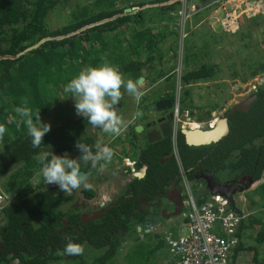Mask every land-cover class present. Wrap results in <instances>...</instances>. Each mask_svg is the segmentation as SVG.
<instances>
[{
    "label": "trees",
    "instance_id": "trees-1",
    "mask_svg": "<svg viewBox=\"0 0 264 264\" xmlns=\"http://www.w3.org/2000/svg\"><path fill=\"white\" fill-rule=\"evenodd\" d=\"M77 1L0 0V124L7 128L3 141H0V180L3 179L2 189L17 198L1 211L5 221L1 236L5 243L0 251V264L9 263L7 254L10 252L21 259V264H50L61 258L58 253L69 241L101 251L111 242L113 247V239L127 230V219L140 221L134 199L138 196L154 198L162 194L165 186L170 185L180 171L192 179L199 170L225 171L242 179L244 186L250 184L244 191L259 182L249 194L250 207L258 212L243 220L237 235L240 242H264V215L262 218L257 216L264 214L263 86L249 112L235 111L229 116L230 132L216 143L190 147L180 135L176 141L178 158L161 162L160 158L173 149L171 138L162 137L154 142L144 139L136 167L146 164L147 175L143 179L135 178L130 184L128 193L133 197L114 206L96 223L79 226L76 234L64 232L62 218L68 212H63L62 207L67 198L56 188L42 189L43 183L35 184V179L42 176L41 165L35 157L41 152H47L49 159L63 151L75 154L79 152L75 146L77 141L89 145L95 152V146L99 142L106 144L110 135L104 132L98 135L102 131L100 128H93L83 116L73 115L64 117L59 125H50L51 130L43 137L41 146L33 148L26 127L16 126L19 117L14 108L21 106L22 99L27 98V106L33 112L39 109L44 123L50 107L58 99L70 95L64 92V88L71 79L81 70L105 62L117 66L125 80L135 81L140 75L148 78L152 74L155 75L153 79L162 77L167 71L165 64L169 62L165 56L171 52L170 58H177L178 51L173 45L178 44L180 36V25L175 24L177 28L173 31L178 37L172 39L173 44L166 50L163 44L171 38H167L166 32L173 31L163 24L165 20L173 23L174 15L183 5V0H145L138 3L131 0L128 6L114 8L111 6L113 0H110L108 8L98 0L93 3H97L95 6L89 3L79 8L73 4ZM67 7L72 14L66 23L53 26V15H63ZM254 25H245L238 37L235 36L237 39L231 43L233 50L246 48V39L252 37L253 32H258ZM251 46L257 53H249L236 64L243 75L236 73L235 77L242 81L264 73V33L262 39L253 40ZM202 49L196 39L192 38L188 43L187 53L194 57L193 65L197 60L205 61L195 67L189 66L192 61L187 62L188 66L179 79L182 88L215 81L224 71L215 62H206L216 57L215 53L198 58L197 54ZM168 72L172 74L173 69ZM176 76H173L172 86L176 84ZM183 93L188 95V90ZM170 95L174 100V92ZM124 104V107L138 110L135 101L129 98L124 99ZM119 115L127 121L123 114ZM34 123L39 125L40 122L34 120ZM96 129L99 131L95 132ZM127 130L110 146L114 153L129 149L132 154H137L138 133L134 125ZM200 191L198 201L204 202L210 194ZM70 218L75 220V215L71 214ZM241 244L238 250L249 249ZM144 247L139 246L136 254L127 256L129 264H150L149 255L142 254ZM112 255V250L107 248L98 261L107 264L114 258Z\"/></svg>",
    "mask_w": 264,
    "mask_h": 264
},
{
    "label": "flooded vegetation",
    "instance_id": "flooded-vegetation-1",
    "mask_svg": "<svg viewBox=\"0 0 264 264\" xmlns=\"http://www.w3.org/2000/svg\"><path fill=\"white\" fill-rule=\"evenodd\" d=\"M234 81L239 80H236L235 78ZM234 81L231 83V87L234 83H236ZM163 86L164 87L161 88L160 93L162 94V96L157 97L158 100H145L139 105L140 111H142L145 116L142 115L140 118H134V113L128 114V111L125 112L126 114H123L124 117L126 116L125 118L127 119V121H129V126L127 128L128 130H130V127L133 125L136 127L137 124H142L145 126L141 132L136 131L138 133V137L136 139V145L138 150L137 154H132V151L129 149H127V152L123 153L124 155H126V157H124L123 159V170L116 168L114 170L112 168V165L108 164L105 170L101 172L98 169L91 168L90 165H85L81 163L80 170L81 172L86 174L88 183L93 185V189L85 190L83 187H81V189L73 191L71 195L63 193L61 191L62 194H64V196L67 198L65 200L66 202L62 207L63 212H68L67 216L62 218V229H64L65 233L76 234L79 229V226H86L92 222L93 224L96 223L97 220H101L107 214V212H109L114 206L118 205L120 202L122 203L124 199L133 197V194L128 193L130 184L135 178L143 179L147 175V168L144 176L139 177L136 174L141 170L143 166L146 165L143 164L140 168L136 167V161L138 160L137 158L139 155V150H142L144 147V139L147 140V142H154L156 140H160L162 137H170L173 142V149L171 151H167L165 156L160 158V160L161 162H164L169 159L178 158V149L176 148V133L179 132L181 137H183L181 133V130L183 128H181L177 132H174V129L172 127L171 135H163L162 137H158L157 134L152 133V130L158 129V126L160 125V117H165V119L168 120V123H171V126H173L174 122V100L172 97H169L171 96L170 94L173 92L172 81L171 83H168L167 85L165 84ZM235 86H238V88H244L241 84H235ZM262 86L264 87V75L259 79V81L255 83L253 87L241 89L244 91H241L242 94L240 95V98L235 101V103L232 104L230 100H228V104L230 106L223 112V115L229 112L227 115L229 118V116L235 111L249 112L252 104L256 101L257 97H259V89ZM253 97H255V99L250 103V108L248 111L242 109H235L232 111L233 107L237 103L247 101L248 99H251ZM123 101L120 103V105L117 106L118 114L122 111L121 107L125 105ZM213 109L217 110L218 108L215 107ZM132 110L133 112H136L135 109ZM208 111L209 110L206 107V112L204 110V112L201 114V118H196L195 116H198V114L196 115L197 112L192 110V114L195 115L193 116V118L199 124H201L200 127L206 126L209 128L210 124L212 123V120H214L215 118L217 119L219 117L213 116L210 118ZM147 122L150 123L148 124ZM111 143L112 142H110V144ZM106 144L109 145V141ZM56 155H67L70 158H77L79 157L80 153L77 152L74 154L69 151H63L61 154ZM126 159L129 160V163H126ZM201 173L213 174L215 180L221 185L227 184L230 187L232 185L243 186L244 184V181H242V179H237L232 174V176L227 177V173L225 171L209 172L206 170H199L194 174L193 179L190 178L186 174V172L184 173L180 171L177 178L172 181L170 185L165 186V190L162 194H159L154 198L146 199L140 198L138 196L134 199L136 202L137 215L139 216L138 219L140 221H137L134 218H130L129 220L127 219V230L123 235L113 239V247L112 242L103 251L93 249L90 246L84 245L83 247L85 251L82 256L61 255V258H58V260H55L50 264H102L98 261V259L101 257L102 253H104L107 248L112 250V256L114 257L112 258V260H109L110 264H129L127 261V256L129 255V253L127 251L132 247L133 244L140 243L141 245L145 246V242H156L155 250H157V254L149 255V263L165 264L169 255L166 237L168 233L175 232V230H177L179 226H183L186 219V214L188 211L187 186L191 190L193 187L211 195V190L209 189V187H207V181L205 180V178L196 176L197 174ZM2 180H0V186H2ZM108 180L114 181L111 182V184H108L109 182H106ZM37 183H43L45 185L44 187H41L42 189L56 188L57 190H59L58 186L47 185L43 179L39 180L38 182L35 179V184ZM1 191L2 193L7 195L8 200L3 202V205L0 207V251L5 243L1 236V230L3 229V225L5 223L4 216L1 214V211H3L4 207H7L12 200L17 199L15 194L7 193L4 190ZM240 193L241 191H238L234 194V198L236 200L240 198ZM71 214L75 215V220L70 218ZM180 220H183L182 224L177 223V221ZM70 222L73 224H71ZM61 252H59L58 254H60ZM12 254L13 253L11 252L7 254V257L9 259L8 264H21V259L18 257H14Z\"/></svg>",
    "mask_w": 264,
    "mask_h": 264
},
{
    "label": "rangeland",
    "instance_id": "rangeland-1",
    "mask_svg": "<svg viewBox=\"0 0 264 264\" xmlns=\"http://www.w3.org/2000/svg\"><path fill=\"white\" fill-rule=\"evenodd\" d=\"M98 0H78L77 2H73V4H76L77 7L79 6H83V4H89V3H94ZM107 7L109 8V4H110V0H102ZM145 0H133V2H143ZM147 1V0H146ZM196 1V0H193ZM131 2V0H121V1H117L115 0V5H114V0L113 3H111V6L114 8H121V7H125L128 6L127 4H129ZM187 0H185L183 2V5H186ZM196 3L200 4V6H202V10L199 11L198 13L194 14L189 20H187V22L185 24H181V20L179 15L175 14L174 15V20L173 23H171V20H165V24L163 25H168L169 28L168 30L173 31L176 30L177 27H175V24L180 25V29H179V41H178V54H177V58H173L171 59V55L172 54H167L165 56L166 59L169 60V62H167L165 64V67L167 68V71L163 74L162 77L158 78V79H153V77H155V75L153 76L152 73H150L148 71L150 75L148 78H145L143 80V82L140 83V85L142 86V90L145 92V95L142 97L141 99V103H143L145 100L151 101V100H158L157 97H161L162 94L161 93V88L164 87L163 85H167L168 83H171V81L173 80V76H176V84L175 86H173V92L175 95L174 98V103L176 101L179 102V104H181L180 108L182 109H189L190 111L194 110L196 111V115L198 114V116H195L196 118H201V114L204 112H206V107L208 108V112H210V118L213 116H219L221 114H223V112L228 109V107L230 106L228 104V100H230V102L233 104L235 103V101H237L240 98V95L242 94L241 89H246V88H251L255 85V83L261 78L263 77L264 73L259 74L257 77L255 78H248L249 75H245L246 78H248L246 81L241 82L242 80L235 77L236 73L239 76H242L243 74L240 72V69L237 68L236 64L242 59V58H246L249 55H255L257 53V50L255 48H253V46H251V43L253 42V40L256 39H262V34L264 33V13L260 14L257 17L251 18V19H247V18H242L241 19V29L237 32V33H227V32H223L221 30L220 25L216 22L215 19H211L210 17V13L213 10V7L209 6L207 7V4H210L211 2L209 0H200L199 2L196 1ZM97 3L93 4V6H95ZM182 5V7H183ZM102 3L100 8H102ZM80 8V7H79ZM64 13V12H63ZM201 13H203L202 15H200ZM72 14V11H70V8L67 7L65 9V13L62 14H57L55 13L53 15V18L51 19L52 21V25H60L61 23L64 24L66 23V21L68 20V16ZM220 15V14H219ZM218 18H220V16H217ZM190 21V23L188 24V22ZM198 21V22H197ZM197 22V24H193ZM200 24V27L197 29V25ZM206 24L210 25L212 28L210 31L207 30L206 28ZM247 24H255L254 28L255 30L257 29L258 32H253L252 33V37L246 39V41H248V45L246 46V48H244L243 50H239L238 48L236 50H233L231 47V43L234 42L238 37L237 34H239L243 27ZM190 25V27L188 28V26ZM198 32V33H195ZM167 38L171 37L169 39H167L164 44L163 47L166 48L168 45L170 47L171 44H173L172 39L176 40V36L178 37V34L176 31L173 32H166ZM174 35V36H173ZM173 36V37H172ZM236 36V37H235ZM196 39L197 40V44L198 46H202V50L198 52V58H203V56H206L207 54H211V53H215L216 57H214L212 60H209L206 62L207 63H213L215 62V64H217L219 67H221L224 71L219 75V77H217V79L213 82H209V83H205V82H200L197 83L195 85L189 86L188 87H181L179 82V79L181 77V74H183L184 70L187 68L188 63L187 62H191L189 66H193L195 67L196 65L201 64V62L205 61V60H197L196 61V65H193V56H189L187 51H188V43L191 42V39ZM230 41V42H229ZM176 46V43L173 45ZM191 50V49H190ZM241 54V55H240ZM212 55V54H211ZM167 60V61H168ZM200 61V63H199ZM149 66V65H147ZM170 69H173L172 74H170V72H168ZM170 74V75H169ZM142 76V75H140ZM146 76V75H145ZM218 76V75H217ZM248 76V77H247ZM139 77V76H138ZM137 77V78H138ZM172 77V78H171ZM137 78L135 79V81L137 80ZM236 78V80L239 81H234ZM236 82L232 85V87L230 86L232 82ZM174 83H175V79H174ZM235 84H244V88H238V86H235ZM181 88H178V87ZM188 90V94H192L191 97H189L188 95H184L183 91ZM66 97V98H65ZM64 99H58L59 101L52 107H50V111L49 113L44 117L43 122L44 123H48L50 125H59L62 123V119L64 117H72L73 115H77L76 111H75V101L74 98H72L71 96L67 97L64 96L62 97ZM131 99V101L133 102L134 99L127 95V93H125L124 95V99ZM188 100V101H187ZM187 101V102H186ZM124 102V101H123ZM139 104V105H140ZM136 105V103H135ZM197 108H196V107ZM218 108L215 112L216 113H212V109L213 108ZM122 111L119 114H126L125 112L128 111V114H133L135 112H133V107L132 108H127V107H121ZM138 109L140 110V107L138 106ZM137 111V110H136ZM214 111V110H213ZM144 112V111H143ZM145 113V112H144ZM193 113V112H192ZM127 114V115H128ZM126 117V116H125ZM99 131V129H96L95 132ZM103 131H100L98 134L101 135ZM178 136H180L179 132L176 133V139L178 138ZM109 147L111 146V144L117 139V137H113V136H109ZM110 142H112L110 144ZM101 146L106 145V144H100ZM124 152H127L126 150ZM124 152H116L114 153V157L113 160L111 161V163H109V165H112V168L115 170L116 169H120L123 170V159L124 157H126V155H124ZM227 177L232 176L230 173L226 174ZM264 178V176H263ZM43 177L39 176L36 178V181L38 182L39 180H42ZM114 180H108L106 182H109L108 184H111V182H113ZM259 182H256L254 185H252V187L247 190V191H241L240 195H239V199L236 200L237 204L240 206V208L243 209H247L250 214H255L258 212L255 211L254 208H251V197L249 196V194L251 193V191L258 185ZM2 184V183H1ZM2 186H0V192H2ZM192 191L193 194L197 197L198 193H200L201 191L193 188L192 187ZM256 212V213H255ZM262 215V216H261ZM261 215H257L260 216L261 218L263 217L264 214ZM178 224H182L183 220L177 221ZM143 242V241H141ZM245 242H248V240H245ZM252 242H254L252 240ZM139 246H143L140 243H135L132 245V247L127 251L130 255L136 254V252L139 249ZM155 246H156V242H145V247H144V251L142 254H146L148 255H155L157 254V250H155ZM168 260V258H167ZM166 260V262H167ZM165 262V264H166ZM61 264H66V263H61ZM232 264V262H231Z\"/></svg>",
    "mask_w": 264,
    "mask_h": 264
},
{
    "label": "clouds",
    "instance_id": "clouds-1",
    "mask_svg": "<svg viewBox=\"0 0 264 264\" xmlns=\"http://www.w3.org/2000/svg\"><path fill=\"white\" fill-rule=\"evenodd\" d=\"M64 92L70 94L67 97L74 98L77 115L83 116L93 128H100L113 137L122 135L129 126V121L118 114L117 107L125 93L134 99L137 106L145 95L139 81L125 80L120 69L107 62L81 70L65 86ZM27 105V98H23L21 106L14 108L19 117L16 126L20 128L24 125L27 134L31 137L32 147L39 148L51 126L41 122L39 109L33 112ZM142 115V111L138 109L134 113V118H140ZM34 120L39 121V125L34 123ZM6 132V126L0 124V141H3ZM75 146L80 152L77 158L52 155L49 159L47 152H41L35 157L41 165L40 173L44 182L47 185L58 186L60 191L68 195L81 187L85 190L93 189V185L88 183L86 174L80 170L81 163L103 172L114 157V150L107 145L97 144L95 152L92 147L82 142L77 141ZM234 200L236 202L235 198ZM84 251L81 244L69 241L60 254L82 256Z\"/></svg>",
    "mask_w": 264,
    "mask_h": 264
},
{
    "label": "built area",
    "instance_id": "built-area-1",
    "mask_svg": "<svg viewBox=\"0 0 264 264\" xmlns=\"http://www.w3.org/2000/svg\"><path fill=\"white\" fill-rule=\"evenodd\" d=\"M209 6L213 7L211 19H215L221 30L227 33H237L241 29L242 18L251 19L264 13V0H213L207 4ZM202 8L196 1L187 0L178 11L181 24ZM180 105L178 101L174 103V132L192 127L196 121L192 111L182 109ZM125 161L129 163L128 159ZM187 188L186 219L183 226L177 228V233L170 232L166 237L169 254L166 264H231L239 242L238 231L250 212L240 209L235 202L239 209L236 211L219 194L209 195L204 202H199L193 191ZM6 200L7 195L0 192V207Z\"/></svg>",
    "mask_w": 264,
    "mask_h": 264
},
{
    "label": "water",
    "instance_id": "water-1",
    "mask_svg": "<svg viewBox=\"0 0 264 264\" xmlns=\"http://www.w3.org/2000/svg\"><path fill=\"white\" fill-rule=\"evenodd\" d=\"M145 76H139L136 81H139L140 83L143 82ZM259 81V80H258ZM243 87L245 86L244 84H241ZM255 99V97L248 99L247 101H243L240 103H237L233 109H242L245 111H248L250 108V103ZM229 113V112H228ZM228 113L226 114H221L217 119L214 120L213 123L210 124V127L202 126V127H188V128H183L181 130V133L184 138V142L187 146L190 147H199V146H204V145H209L212 143H216L220 141L222 138L227 136L230 132V125H229V118H228ZM163 121V122H162ZM148 124L150 122H147ZM159 123L160 125L158 126V129L152 130V133L157 134L158 137L168 136L171 135L172 133V127L171 123H168V120L165 119V117H160L159 118ZM144 125L142 124H137L135 129L138 132H141L144 129ZM147 165L143 166L139 172L136 174L139 177L144 176L145 171H146ZM197 177H203L207 181V187L211 190V195L219 194L223 197H225L230 205L235 209L236 211L239 212V209L237 208L234 200V194L237 193L238 191H244L250 186V184L247 185H232L228 186L227 184H219L216 180L213 174H197ZM180 178V177H179ZM253 181L251 180V183ZM240 242V241H239Z\"/></svg>",
    "mask_w": 264,
    "mask_h": 264
},
{
    "label": "crops",
    "instance_id": "crops-1",
    "mask_svg": "<svg viewBox=\"0 0 264 264\" xmlns=\"http://www.w3.org/2000/svg\"><path fill=\"white\" fill-rule=\"evenodd\" d=\"M197 22H195L193 24H197ZM189 23H190V21L188 22V24ZM189 27H190V25L188 26V28ZM199 27H200V24L197 25V29ZM206 28L208 31H210L212 27L210 25L206 24ZM168 48H169V45L165 49L168 50ZM175 48L176 49H174V48L173 49L178 51V45L177 44H176ZM187 87H189V85ZM186 96H187V94H186ZM188 96H189V94H188ZM213 112H215V111H213ZM239 208H240V206H239ZM239 231H240V229H239ZM175 232L177 233V230H175ZM238 239H239V237H238ZM239 241H240V239H239ZM240 244L243 247H246L249 249L242 250L240 248L238 250V247L240 246ZM231 262H232V264H264V242H238V245L236 246V248L234 250Z\"/></svg>",
    "mask_w": 264,
    "mask_h": 264
},
{
    "label": "bare ground",
    "instance_id": "bare-ground-1",
    "mask_svg": "<svg viewBox=\"0 0 264 264\" xmlns=\"http://www.w3.org/2000/svg\"><path fill=\"white\" fill-rule=\"evenodd\" d=\"M216 119V118H215ZM214 119V120H215ZM214 120H212V123L214 122ZM201 124H199L197 121H195L194 123L191 124L192 127H200Z\"/></svg>",
    "mask_w": 264,
    "mask_h": 264
}]
</instances>
